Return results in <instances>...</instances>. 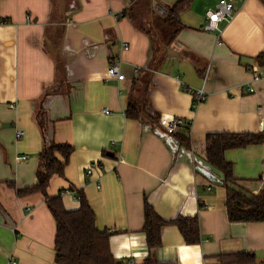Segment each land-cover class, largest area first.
I'll use <instances>...</instances> for the list:
<instances>
[{
	"label": "crops",
	"instance_id": "crops-1",
	"mask_svg": "<svg viewBox=\"0 0 264 264\" xmlns=\"http://www.w3.org/2000/svg\"><path fill=\"white\" fill-rule=\"evenodd\" d=\"M236 1L216 44V33L202 29L206 9L195 12L193 2L172 37L158 18L173 4L155 0L149 20L136 14L137 0H64V17L56 0H0V264H57L44 197L18 194L36 185L39 152L50 141L73 151L47 193L84 194L96 228L111 233L116 264H141L148 255L154 264H217L219 255L238 252L264 261V221L230 222L221 176L205 162L208 133H264V76L252 81L251 73L264 74V0ZM116 59L124 80L108 78ZM202 86L206 97L192 109L189 89ZM146 87L159 116L189 123V148L157 123L127 118L128 101L141 103ZM224 156L242 192L264 189V142ZM61 200L67 210L79 206L70 191ZM145 202L164 220L196 215L200 242L186 244L166 225L160 246L149 250Z\"/></svg>",
	"mask_w": 264,
	"mask_h": 264
},
{
	"label": "trees",
	"instance_id": "trees-1",
	"mask_svg": "<svg viewBox=\"0 0 264 264\" xmlns=\"http://www.w3.org/2000/svg\"><path fill=\"white\" fill-rule=\"evenodd\" d=\"M193 0H176L163 18H158L173 27L172 37L180 28V14L186 10ZM154 29V28H153ZM150 27L154 42H160L155 30ZM156 55L160 50H155ZM147 87L142 93L143 101L135 102L131 98L127 103L125 115L139 122L158 125L161 116L151 109L147 101ZM182 128V129H181ZM181 129V130H179ZM189 123L184 122L172 133L177 142L189 148ZM264 142V133H232L218 132L205 135V162L221 176L225 188V207L230 222L264 221V189L257 194L242 192L236 184L233 165L224 154L227 150L258 145ZM73 151L68 143L50 141L39 152V166L36 170L37 183L34 187L20 190L18 194L39 192L55 221L54 260L57 264H116L110 252L108 239L110 232L99 230L95 226V214L81 191L69 187L60 189L58 194L49 195L47 188L53 176H64V169ZM70 191L79 201V206L67 210L61 200L63 192ZM166 225H174L179 230L186 244H198L200 231L197 216L178 215L171 220L162 219L152 208L144 203L143 232L149 250L161 244V229ZM254 255L249 252L221 254L217 264H252ZM141 264H154L148 255Z\"/></svg>",
	"mask_w": 264,
	"mask_h": 264
},
{
	"label": "built area",
	"instance_id": "built-area-1",
	"mask_svg": "<svg viewBox=\"0 0 264 264\" xmlns=\"http://www.w3.org/2000/svg\"><path fill=\"white\" fill-rule=\"evenodd\" d=\"M242 1V0H241ZM236 9L234 7V0H217L214 8H208L206 10L207 21L203 24L202 29L207 31H214L216 33V44H221L220 35L223 29V25L228 24L234 17ZM122 15V13L114 14V18L117 19ZM223 24V25H222ZM122 48L126 49L127 45L125 43L122 44ZM139 68L135 67L133 69L132 79L138 77ZM252 81H258L264 74L258 72L256 69H252ZM108 78H113L116 80H124L125 75L121 71V61L119 59L112 60L109 63L107 70ZM192 95L191 108L195 109L196 106L201 103L205 97L206 93L204 91V87L200 88H192L189 89ZM248 92H253L254 88L252 86H247ZM107 112L106 110H104ZM185 121L179 117H168L163 116L160 118L158 125L163 128L166 134L171 135L178 126L183 124ZM23 134V131L17 130L16 136L19 137ZM24 159V157H22ZM128 264H135L134 260L129 259ZM260 264H264L262 261Z\"/></svg>",
	"mask_w": 264,
	"mask_h": 264
},
{
	"label": "rangeland",
	"instance_id": "rangeland-1",
	"mask_svg": "<svg viewBox=\"0 0 264 264\" xmlns=\"http://www.w3.org/2000/svg\"><path fill=\"white\" fill-rule=\"evenodd\" d=\"M154 1V0H152ZM176 0H155V2L162 3V4H173ZM150 0H137V4L134 5V10L138 11V15L141 14V17L139 16L140 20H149L148 14L150 13ZM193 9L196 12H201V10H207L208 8L212 9L214 6H208L211 5L213 2H217V0H193ZM237 1L234 0V4H236ZM136 11V12H137Z\"/></svg>",
	"mask_w": 264,
	"mask_h": 264
},
{
	"label": "water",
	"instance_id": "water-1",
	"mask_svg": "<svg viewBox=\"0 0 264 264\" xmlns=\"http://www.w3.org/2000/svg\"><path fill=\"white\" fill-rule=\"evenodd\" d=\"M56 1L58 3V7H59V10H60L61 16L64 17V15H65V12H64V0H56ZM58 54H59V52H58ZM62 60H63V58L60 57V63H62ZM262 132H264V125H262Z\"/></svg>",
	"mask_w": 264,
	"mask_h": 264
}]
</instances>
